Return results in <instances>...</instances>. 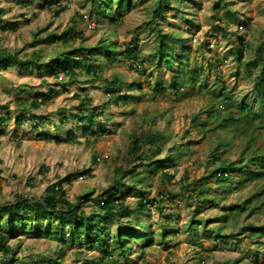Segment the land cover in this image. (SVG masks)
<instances>
[{
	"label": "rangeland",
	"instance_id": "374dc122",
	"mask_svg": "<svg viewBox=\"0 0 264 264\" xmlns=\"http://www.w3.org/2000/svg\"><path fill=\"white\" fill-rule=\"evenodd\" d=\"M27 1L24 5L22 0H0V20L18 22L15 30L0 31V54L10 52L24 60L37 53L46 59L54 51L78 46L91 48L106 41L113 42L110 49L117 51L118 59L112 64L105 60L104 53H98L96 58L103 64V71L94 81L79 74L72 82L62 72L50 74L45 68H23L13 63L0 67V205L13 202L16 195L38 199L48 185L74 174L70 184L64 183L66 198L88 211L96 205V200L87 197L94 194L99 199L101 189L112 183L115 165L125 164L130 136L157 130L165 136L157 157L180 154L181 151L174 149L176 146H181L183 152L176 165L165 162L163 167L174 176L169 198L161 202L163 212L150 207L141 215L127 216L137 219L135 229L148 237L130 240L131 251L118 256L119 264H264V233L256 230L264 226V177L249 179L264 171L256 161H249L255 155H264V109L253 102L254 79L259 69L243 65L264 44V0H168L169 8L163 18L157 16V24L152 21V13L159 0H133L128 8L124 5L121 10H115L111 6L108 12H99L103 8L90 0H60L47 8L40 6L48 0ZM119 14V20L114 21L112 17ZM73 26L79 36L69 46L42 41L47 34H59ZM160 32L178 33L186 40L189 66L202 73L206 88L195 90L185 86L175 93L167 87L166 82L178 67L176 63L164 66L150 55L156 50ZM240 39L247 46L239 64L233 52ZM129 42H133L138 59L144 60L140 70L134 69V61L120 55ZM90 58L93 60L95 56ZM102 78H117L124 83L123 92L130 96L126 104L117 106L115 99H109L99 87ZM157 78L163 82L160 91L155 90ZM133 81L135 85L129 86ZM217 84L225 87L226 94L237 103L249 102L251 115L261 116L250 121L245 118L246 122H234V125L229 121L230 126L217 127L228 114L222 102L210 92ZM81 88H86L85 93L93 104L108 103L109 121L104 125L107 129L97 137L84 131L73 119L61 123L62 113L76 111L77 96L83 93ZM51 89L55 92L49 100L38 107L32 106L37 93ZM19 115L27 118L20 126L15 123ZM34 116L43 121H32ZM232 116L242 115L234 107ZM2 117L7 120L1 122ZM102 125L95 126V132ZM71 130L76 134V143L64 140ZM54 136L62 140L56 142ZM217 146L221 147V159L247 166L233 173L236 175L231 179V188L205 178L216 167L211 152ZM86 169L90 172L84 173ZM161 169L143 173L144 179L136 186L140 194L157 196ZM201 178L212 189L204 193L207 199L202 203L203 195L187 196L175 186L183 179L192 184ZM244 179L249 180L244 182ZM122 192L129 202L140 197L130 186ZM170 200L175 203L170 204ZM244 201L246 208L240 210ZM236 205L239 207L235 209ZM232 214L236 215L230 218ZM190 221L194 222L192 230ZM116 225V221L109 223L111 236ZM249 225L256 230L250 236ZM216 232L220 233L217 240ZM66 240L61 243L23 233L9 238L8 244L25 264H96V259L104 255L97 246H85L68 235ZM81 250L86 253L82 254Z\"/></svg>",
	"mask_w": 264,
	"mask_h": 264
},
{
	"label": "trees",
	"instance_id": "16d2710c",
	"mask_svg": "<svg viewBox=\"0 0 264 264\" xmlns=\"http://www.w3.org/2000/svg\"><path fill=\"white\" fill-rule=\"evenodd\" d=\"M90 1H97L98 5L103 8V11L99 12H108L111 6H113L115 10H121L124 5L126 8L133 5V0H116L114 3L111 2V0ZM158 2L157 7L152 13V21H155L156 24L158 23L156 20L157 16L163 18V15L169 8L168 0H159ZM22 3L26 5L28 1L22 0ZM59 3L60 0H48L46 5H41L40 7L47 8L52 4ZM120 16L121 14L115 18L112 17V19L118 21ZM17 26V21L3 22L0 20V31L7 29L15 30ZM217 27L220 31H225L224 28L220 26ZM78 36L79 32H77L76 28L73 26L59 34H47L46 38L42 41L51 43L58 42L62 45L69 46ZM110 43L113 42H109V44L106 41L100 42L98 46L91 48L78 46L76 48L54 51L46 59H41L40 54L34 53L29 58L19 60L15 54L5 52L0 54V67H8L13 63L22 65L23 68H29L31 66L38 70L45 68L50 74L57 75L59 72H62L72 82L76 81L79 74H85L89 79L94 81L103 71V64L96 58L98 53H104L107 62L112 64L117 62V51L115 49H110ZM132 45L133 42L125 44V50L121 52L120 55L134 61V69L140 70L144 64V60L138 59L135 54V48ZM246 46L247 44L240 39L238 40L235 51H231V53L233 52L237 56L239 64L243 59ZM185 47H187L186 40L178 33L160 32L157 37L156 50L154 53L150 54L157 59L158 63H162L164 66L170 67L174 63L177 64L178 68L175 70V74H172L171 80L166 82L167 87L175 93H180V90L184 89L185 86H191L195 90H200L203 87L206 88V81L202 77V73L197 71V68H191L189 66V53ZM255 53V57L245 62L243 65L248 69H259V73L254 79L253 92L255 95L253 102H258L261 108L264 109V44H261L256 49ZM91 55L95 56L93 60L90 58ZM135 83L136 82L133 81L128 85L134 86ZM162 83L157 78L155 90L159 89L160 91L163 87ZM123 84L124 83L117 78H112L111 80L102 78L99 87L104 89L109 99H115L114 104L119 106L121 104H126L130 97L128 93L123 92ZM85 90L86 88H81L83 93L77 96L79 104L76 111L69 112L68 114L62 113L61 123L68 119H73L82 125L84 131L97 137L99 133L102 134L107 129L104 125L106 121H109L108 116H106L108 103L93 104L90 97L86 95ZM54 92L55 91L51 89L45 93H37L35 99L31 102L32 106L38 107L41 103L46 102L54 95ZM210 92L214 93L215 97L222 102V107L228 112L226 117L222 118L216 124L217 127H228L231 124L234 125V122H246V120H243L245 118L250 121L261 116V114L251 115L252 109L250 103L247 101H239L237 103L231 96L226 94L225 87H220L217 84V88ZM234 107L242 116H232ZM26 119L25 115H19L15 118V123L20 126ZM33 119L37 122L43 121V119L38 116H34L32 121H34ZM6 120L7 118H1V122H5ZM193 121L197 120L194 118ZM229 121L233 123L230 124ZM101 124H103V127L100 128V132H95V126H100ZM234 127L235 126H233V128ZM53 139L56 142L62 140L59 136H54ZM64 140L76 143V134L71 130L67 133ZM164 141L165 136L161 131L148 130L133 133L129 139L125 164L115 165L112 183L101 189L98 195L99 199H97L94 194L87 197L96 200V205L92 206L88 211L83 210L80 203L70 201L66 198L64 183L70 184L75 178L74 174H68L64 178L48 185L44 194L38 199L16 195L13 202L0 205V264H25L23 259L17 257L16 250L8 244L9 238L19 237L20 234L23 233L52 238L61 243L67 242L66 235H68L72 241L80 240L85 246H97L102 248L104 255L96 259V264H119L118 256H126L131 251V247L129 246L130 240L137 237H148L146 233L139 234L135 229L134 226L139 223L137 219L131 220L127 216L130 214H135L136 216L141 215L148 212L150 207H156L159 213L163 212L161 202L164 201L166 197L168 199V194L171 193L169 188L171 184L174 183V176L164 170L163 167L165 166V162L173 166L176 165L178 160L181 159L179 155L183 151L181 146H176L174 149L176 151H181L180 154L168 153L164 157H157V154L161 153L160 151L163 149L162 144ZM220 148V146H217L211 152L212 162L213 165L216 164V167L213 168L205 178H212L216 184L231 188L233 187L231 179L236 175L233 173L238 170L240 171V168L243 170L245 169L244 167L247 166L245 163L236 165L235 162H227L221 159L219 154ZM251 160L257 162L256 165H258V168L264 169V163H262L264 155H255L253 158H250L249 161ZM160 168L162 169L157 182V196L150 198L143 192L140 194V190L136 186L139 181L144 179L143 173L145 171L153 173ZM248 169L251 170L249 166ZM86 172L88 173L90 170L86 169L84 173ZM187 174L188 173H186L184 177L185 179L187 178ZM259 177H264V171H261L258 176H252L249 179ZM185 179L175 184V186L177 185V189L184 190L186 195H190L191 197H194V195H203V199L200 198V202H204L207 199L204 193L208 194L212 191V189L207 186L206 181H203V178H201L193 180L192 184H189ZM249 179H244L243 181L245 182ZM129 186L131 191L140 194V197L136 199L135 202L127 201L125 192H122ZM169 202L170 204L175 203L173 200ZM206 202L209 204L210 200ZM237 207L239 206H234L235 209ZM245 208L244 201V205L240 210ZM250 213L251 211L249 214ZM235 215L236 214H232L230 218ZM124 217L125 220L123 219ZM228 217L229 216H226L227 219ZM168 218H170V216H168ZM42 221H45V223L43 224ZM111 221L117 222L113 236L110 235L109 228V223ZM193 226L194 222L190 221L189 229L192 230ZM142 228H144V226H142ZM247 228H251L248 236L251 235L252 231L256 230H260L264 233V226H259L256 230H254V226L250 225L247 226ZM146 229L149 230L150 227L147 226ZM215 234L214 239L216 238L215 240H217V238L220 237V233L218 234L216 232ZM162 235H166V232H162ZM222 236L225 237V235ZM150 241L151 240L148 239V243ZM81 253L85 254L86 251L81 250Z\"/></svg>",
	"mask_w": 264,
	"mask_h": 264
}]
</instances>
